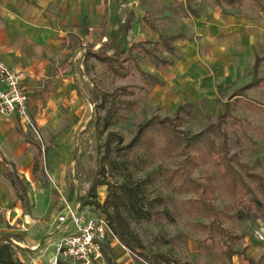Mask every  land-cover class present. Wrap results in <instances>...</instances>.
Instances as JSON below:
<instances>
[{"label": "crops", "instance_id": "crops-1", "mask_svg": "<svg viewBox=\"0 0 264 264\" xmlns=\"http://www.w3.org/2000/svg\"><path fill=\"white\" fill-rule=\"evenodd\" d=\"M156 4L157 22L174 32L161 44L175 60L148 48L157 35L151 19ZM103 55L117 60L116 73L100 60ZM0 63L27 89L47 166L63 190L66 162L93 119L94 80L101 73L117 87L130 75L127 66L158 79L161 84L149 87V97L165 111L203 100L215 104L221 87L223 94L235 97L231 91L239 89L249 102L264 105V0H221L220 5L214 0H0ZM200 80L201 87L195 84ZM250 84L255 85L247 88ZM38 143L18 119L0 116V213L22 223H46L47 252L53 237H60L55 229L60 199L41 202L42 219L35 202V211L24 216L15 192L31 183ZM9 173L21 186L11 184ZM46 193L54 194L51 186ZM258 223L240 249H226L227 264H264V217Z\"/></svg>", "mask_w": 264, "mask_h": 264}, {"label": "rangeland", "instance_id": "rangeland-1", "mask_svg": "<svg viewBox=\"0 0 264 264\" xmlns=\"http://www.w3.org/2000/svg\"><path fill=\"white\" fill-rule=\"evenodd\" d=\"M159 10L160 4L153 5L151 19L153 26L157 27V35L148 48L156 56L175 60V54L168 52L161 44L163 37L174 32L169 30L172 27L169 28L166 22H157L160 20ZM103 68L106 70L105 66ZM127 68L130 75L119 81L120 87H117L115 80L111 81L102 73L99 79L94 80L97 95L94 96L93 119L89 127L80 131L79 142L66 162L63 190L47 166L46 147L42 148L40 144L39 132L38 136L34 134L39 143L34 155L33 178L31 183L23 182V189H15L23 215L35 211L31 205L35 202L38 204L36 214L42 215L43 219L46 206L45 202H41H50L55 197L57 200L62 196L86 211L102 214L95 204H103L108 187L118 189L125 184L138 189L140 208L144 212L141 214L136 209L120 208V215L126 224L125 236L133 245L136 255L118 241L106 248L107 259L117 264H139L137 255L141 254L144 256L141 258L143 264H227L226 249H240L241 240L255 234L258 231L256 223L259 224L264 217V197L255 189L254 183L246 180L254 193L237 203L225 193L205 158H201L195 166H186L188 176L193 181L210 188L206 197L221 211V216L213 221L193 208L192 202L200 197V193L179 191L176 181L174 186L169 185L167 176H175L182 161L175 152L164 150L162 144L149 135L135 145L137 153L132 158L133 165L123 166L116 150L128 146L139 127L153 117L171 119L174 127L188 135L199 133L208 125L217 123L218 117L225 111L223 102H227L223 128L229 136L230 151L237 154L241 163L249 166L252 173L264 179V157L261 155L264 105L249 102L242 96L244 92L240 96L239 89L231 91L237 93L235 97L223 94L221 87L219 100L215 104L209 105L207 100L192 103L183 106L185 108L179 114L176 109L161 110L149 97V87L154 85L153 81L133 72L129 66ZM195 84L201 87L203 82L200 80ZM122 86H126L127 92L113 95ZM112 96L115 106L108 117ZM94 184L99 185L92 192ZM49 186L54 194L47 195ZM251 198H255V201L249 202ZM113 214L114 211L109 208L108 215ZM22 219L26 220V217ZM48 229L46 223H22V220H15L9 214L0 213V237L9 236L19 264H49L58 239L53 237L52 247L47 252L43 251ZM49 254L50 258L47 257Z\"/></svg>", "mask_w": 264, "mask_h": 264}, {"label": "trees", "instance_id": "trees-1", "mask_svg": "<svg viewBox=\"0 0 264 264\" xmlns=\"http://www.w3.org/2000/svg\"><path fill=\"white\" fill-rule=\"evenodd\" d=\"M216 4L221 3V0H214ZM234 0H223V2L229 4ZM101 61L110 69V71H117V60L106 56H101ZM153 81L154 85H159L161 82L152 77L147 76ZM255 84H250L249 87H254ZM126 93L127 88H120L114 92L113 95ZM115 106V100L112 96L111 105L107 111V116L110 117ZM185 107H180L176 110V113L183 111ZM227 107L225 112L218 117V121L215 124L208 125L204 130L199 133L188 135L185 132L174 127L171 119L165 117L159 119L153 117L146 123L142 124L134 138V140L125 148L116 150V154L121 159L123 166L133 165V156L136 155L135 145L140 142L147 135L151 136L154 141L161 143L164 150L169 152H175L177 156L182 158L179 164L178 170L175 172V176H167V181L170 186H174L176 181V189L190 190L200 193L198 199L193 200V208L197 213L206 217L216 219L221 216V211L217 209L209 199H207L210 188L208 185H200L193 181L187 172L189 165H197V162L201 158H205L210 164L212 169L218 176L225 193L237 203L244 200L246 196L252 195L254 189L249 186L246 180H250L254 183V187L258 190L259 194L264 197V179L251 172L249 166L241 163L237 154L232 153L229 147V136L227 131L223 128L225 123ZM13 186H21V182L17 177L12 178L10 173L7 175ZM177 181L179 183L177 184ZM99 185V184H98ZM97 184L92 187V192H95ZM107 196L102 205L95 204L101 213L104 214L118 239V241L127 248L132 254L136 255L133 245L125 236L126 224L123 217L120 215V208L136 209L137 212L144 214L140 208L141 198L138 195V189L130 187L128 185H121L118 189L108 187ZM207 196V197H206ZM255 198H251L249 202H253ZM111 208L115 214L108 215V209ZM9 236L0 237V264H19L18 260L14 257L13 245L9 240ZM110 246V245H109ZM108 247V246H107ZM138 258H142L141 254L137 255ZM105 257V255H104ZM106 264H117L111 259L105 257ZM64 264V263H59ZM139 264H143L139 262Z\"/></svg>", "mask_w": 264, "mask_h": 264}, {"label": "built area", "instance_id": "built-area-1", "mask_svg": "<svg viewBox=\"0 0 264 264\" xmlns=\"http://www.w3.org/2000/svg\"><path fill=\"white\" fill-rule=\"evenodd\" d=\"M0 86V116L18 119L38 136L37 126L30 116L27 89L20 76L3 63H0ZM60 204L55 220L60 237L49 264H105L107 246L118 243L108 218L73 205L64 196ZM139 261L142 262L140 258Z\"/></svg>", "mask_w": 264, "mask_h": 264}]
</instances>
